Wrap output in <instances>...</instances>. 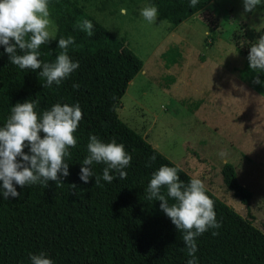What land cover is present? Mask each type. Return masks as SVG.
<instances>
[{"label": "trees", "instance_id": "obj_1", "mask_svg": "<svg viewBox=\"0 0 264 264\" xmlns=\"http://www.w3.org/2000/svg\"><path fill=\"white\" fill-rule=\"evenodd\" d=\"M150 2L163 4V0ZM49 11L57 22V33L55 40L41 46L39 59L54 62L62 51L58 40L72 36L75 44L68 54L79 62V68L61 85L45 88L39 70H22L11 64L0 46V127L11 107L27 100L38 101V113L58 102L79 103L83 119L75 133L77 147L69 150L71 156L66 159L70 174L62 178L63 185L49 181L46 188L40 184L16 186L20 197L4 199L0 195V264H31L30 255L40 252L47 253L54 264H187L191 257L183 233L161 210L160 201L146 199V189L153 172L162 165L181 169L178 174L185 184L194 177L131 128L113 108L144 69V60L76 0H49ZM84 19L94 25L92 37L77 27ZM240 31L233 34V40L246 53L264 36V29L246 25ZM162 56L168 67L184 60L175 43ZM74 84L79 88H73ZM90 135L105 143L115 139L125 146L132 156L130 166L124 169L125 179L112 173L117 179L112 183L101 180L102 187L95 185V177L88 183L80 180ZM24 151L29 153L27 147ZM152 156L155 162H150ZM149 163L151 166H146ZM92 167L95 175L102 176L105 165ZM222 173L226 186L250 206L253 193L238 180L236 167L227 162ZM206 190L222 226L197 238V264H264V231L254 224V218L241 215ZM162 192L166 193V188ZM212 231L219 234L213 236Z\"/></svg>", "mask_w": 264, "mask_h": 264}, {"label": "rangeland", "instance_id": "obj_2", "mask_svg": "<svg viewBox=\"0 0 264 264\" xmlns=\"http://www.w3.org/2000/svg\"><path fill=\"white\" fill-rule=\"evenodd\" d=\"M76 1L144 60L116 107L119 117L264 231V83L253 82L257 75L264 82V73L249 67V53L233 40L243 25L264 29V5L246 13L243 0H198L195 8L190 0ZM148 5L158 8L155 24L140 16ZM173 43L184 60L168 67L162 54ZM227 162L253 194L258 183L250 206L226 186Z\"/></svg>", "mask_w": 264, "mask_h": 264}, {"label": "clouds", "instance_id": "obj_3", "mask_svg": "<svg viewBox=\"0 0 264 264\" xmlns=\"http://www.w3.org/2000/svg\"><path fill=\"white\" fill-rule=\"evenodd\" d=\"M197 4L198 0H190L189 6L195 8ZM243 5L244 11L250 13L264 5V0H243ZM127 12L126 7H120V15ZM140 16L149 24H155L159 17L157 6L143 7ZM164 23L167 21H161V24ZM77 27L89 37L94 35V25L90 20L84 19ZM50 29L49 0H0V46L4 47L11 64L22 70H39V76L46 81L42 85L45 88H51L53 84L61 85L79 68V62L73 61L68 54L69 47L75 44L72 36L58 40V48L62 51L54 62L39 59L41 46L55 40V33ZM248 61L254 72L264 73V36L250 47ZM253 82L264 83L259 75ZM73 88L78 89L79 85L74 84ZM37 105L35 100L17 103L11 107V114L0 127V195L4 199L20 197L16 186L24 188L40 184L46 188L49 181L61 186L62 178L70 174L66 159L71 156L69 150L78 144L75 133L83 119L82 109L79 103L69 105L58 102L38 113ZM113 108L117 110L115 105ZM26 147L29 153H25ZM86 147L88 155L81 163V181L88 183L95 177V185L102 187L101 180L112 183L117 179L112 173L118 174L120 179L126 178L124 169L130 166L132 156L122 143H117L115 139L105 143L98 136L90 135ZM155 160V156L150 158V162ZM94 164L105 165L102 176L95 175ZM146 166H151V163ZM180 171L176 166L162 165L153 172L146 189V199L160 201L161 210L183 233L187 255L191 257L187 264H197V238L222 225L216 218L214 201L206 194L202 180L192 178L185 184L178 174ZM70 186L76 188L75 184ZM164 188L166 193L162 192ZM170 199L174 202L170 203ZM218 234L212 231L213 236ZM30 261L31 264H54L45 252L30 255Z\"/></svg>", "mask_w": 264, "mask_h": 264}, {"label": "crops", "instance_id": "obj_4", "mask_svg": "<svg viewBox=\"0 0 264 264\" xmlns=\"http://www.w3.org/2000/svg\"><path fill=\"white\" fill-rule=\"evenodd\" d=\"M251 186H253V188L255 189V193L253 194V198L255 197V195H256V189H258V183L257 182H255V184H253V185H251ZM253 193V192H252ZM253 200V199H252Z\"/></svg>", "mask_w": 264, "mask_h": 264}]
</instances>
